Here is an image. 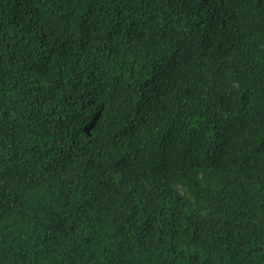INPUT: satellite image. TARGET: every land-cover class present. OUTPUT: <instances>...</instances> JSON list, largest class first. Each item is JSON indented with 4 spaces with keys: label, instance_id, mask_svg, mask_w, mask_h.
<instances>
[{
    "label": "trees",
    "instance_id": "obj_1",
    "mask_svg": "<svg viewBox=\"0 0 264 264\" xmlns=\"http://www.w3.org/2000/svg\"><path fill=\"white\" fill-rule=\"evenodd\" d=\"M0 264H264V0H0Z\"/></svg>",
    "mask_w": 264,
    "mask_h": 264
}]
</instances>
